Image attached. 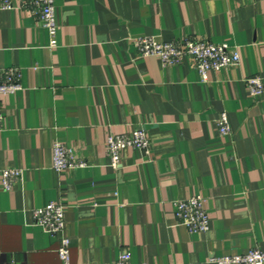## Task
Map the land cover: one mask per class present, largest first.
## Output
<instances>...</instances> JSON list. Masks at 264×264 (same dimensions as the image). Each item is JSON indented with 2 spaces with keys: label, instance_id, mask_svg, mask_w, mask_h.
<instances>
[{
  "label": "crops",
  "instance_id": "1",
  "mask_svg": "<svg viewBox=\"0 0 264 264\" xmlns=\"http://www.w3.org/2000/svg\"><path fill=\"white\" fill-rule=\"evenodd\" d=\"M0 0V81L21 70L22 89L3 98L0 132V264H63L59 235L33 222L49 202L65 206L71 264H218L264 250V0H55L58 45L28 10ZM27 3V7L25 4ZM227 43L237 66L210 70L194 59L168 66L140 56L134 39ZM228 113L231 131L219 132ZM146 128L149 154L122 152L110 165L109 134ZM74 148L85 167L56 172L52 146ZM22 171L5 190L1 171ZM206 200L207 232L190 233L174 202Z\"/></svg>",
  "mask_w": 264,
  "mask_h": 264
},
{
  "label": "built area",
  "instance_id": "2",
  "mask_svg": "<svg viewBox=\"0 0 264 264\" xmlns=\"http://www.w3.org/2000/svg\"><path fill=\"white\" fill-rule=\"evenodd\" d=\"M27 7V3L25 4ZM3 8L14 6L7 0L2 3ZM28 10L33 14L50 36V46L58 45L57 34L59 25L56 20L55 0H30ZM136 50L140 56L158 57L165 65L182 64L186 56L194 59L195 68L203 80L208 78L210 70H221L237 66L241 62V55L236 47L227 43H213L200 38H183L179 41H163L156 36H143L134 39ZM21 70L12 67L2 72L0 81V132L4 124L3 98L15 94L22 89ZM249 93L260 96L264 93V82L259 76L246 78ZM219 132L227 135L231 131L227 112H223L218 121ZM128 148L138 149L149 154L151 140L146 128L136 127L128 133L109 134L106 138V150L110 158V165L119 168L122 164V152ZM52 166L56 172L85 167L74 148L56 141L52 146ZM22 179V171L6 168L1 171V181L5 190H12ZM174 214L180 224L186 226L190 233L207 232L210 228V215L206 208V200L201 195H193L174 202ZM33 222L46 233L59 235L58 256L63 264H71V240L65 235L66 216L65 206L58 202H49L33 210ZM212 261L218 264H264V250L252 248L243 254H233ZM108 264H149L136 263L130 252H123L114 262Z\"/></svg>",
  "mask_w": 264,
  "mask_h": 264
}]
</instances>
